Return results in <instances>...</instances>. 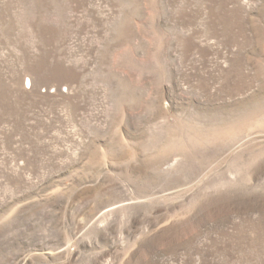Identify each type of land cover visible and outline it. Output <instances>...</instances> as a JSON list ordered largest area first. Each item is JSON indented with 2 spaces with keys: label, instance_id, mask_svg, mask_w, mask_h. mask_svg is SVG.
I'll return each instance as SVG.
<instances>
[{
  "label": "rangeland",
  "instance_id": "1",
  "mask_svg": "<svg viewBox=\"0 0 264 264\" xmlns=\"http://www.w3.org/2000/svg\"><path fill=\"white\" fill-rule=\"evenodd\" d=\"M0 264H264V0H0Z\"/></svg>",
  "mask_w": 264,
  "mask_h": 264
}]
</instances>
